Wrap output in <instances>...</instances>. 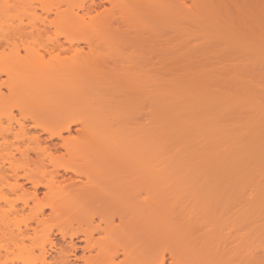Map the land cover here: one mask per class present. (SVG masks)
Segmentation results:
<instances>
[{"label":"bare ground","instance_id":"obj_1","mask_svg":"<svg viewBox=\"0 0 264 264\" xmlns=\"http://www.w3.org/2000/svg\"><path fill=\"white\" fill-rule=\"evenodd\" d=\"M170 1L0 0V78L7 77L0 84V194L5 189L14 197L9 199L4 194L1 199L0 264H14L7 262L13 252L23 250L34 255L35 249L36 260H28H34L32 264H164L165 255L170 264H264L263 246L249 250L251 243L245 242L242 233L231 230L218 235L224 226L229 229L228 225L237 222L239 226L233 231L246 229V234L264 238L263 197L256 195L257 201L254 194H249L254 192L249 189L254 184L249 177L256 173L251 169L257 168L264 174V68L260 74L255 72L256 77L250 76L252 66H247L254 55L264 57V0H173L178 5L173 9ZM187 2L190 4L186 5ZM170 20H175L179 27L199 26L201 32L208 29L213 37L211 40L207 35V41L211 40L208 47L220 50L213 49L216 54L210 50L213 56L186 51L172 53L170 58ZM261 58H257L261 63L255 61L258 66H264ZM208 67L213 70L207 74L204 70ZM200 68L206 74H201ZM196 69L200 72H193ZM245 71L251 73L249 79ZM259 76L262 84L257 80ZM199 89L207 92L204 99L209 96L215 110L221 111L227 105L242 111L241 104L248 100L249 108L244 109L250 111L251 100L257 103L253 109H260L258 113L251 109L255 114L253 125L251 118L243 122L251 124L256 136L247 140L242 137L247 130L243 123L241 128L237 125L242 119L237 111L234 113L238 120L230 121L239 131L217 129L212 134L218 136L216 146L211 144L218 155L215 163L221 167L216 168L213 163L208 167L224 169L230 164L225 162L231 161L227 168L231 166L232 178L238 166L250 169L251 173H243L251 179L250 185L247 179L238 180V184L233 180L234 187L240 185L243 189L247 184L249 190H241L240 197L236 190L207 188L193 196L200 215H170L171 193L166 186L170 187V179L165 173L163 178L169 183L164 185L165 179L157 177L156 169L158 163H163L160 155L167 154V148L163 147L165 153L158 155L161 148L157 141L159 137L169 141L171 133L190 134L193 126L203 124L206 117L200 114L203 100L199 104ZM193 93L197 98H193ZM203 109L207 111L206 107ZM222 114L220 121L217 117L221 125ZM3 120L7 126L3 127ZM26 123L45 138L30 135ZM223 133L228 137L222 138ZM255 137L261 147L247 142ZM220 140L227 146L220 144ZM165 159L170 163L169 157ZM167 163L161 164L162 171H166ZM205 165L202 167L207 168ZM263 182L261 187L258 183L256 192H262ZM223 183L226 184L224 179ZM25 184L32 191L25 189ZM182 184L187 186L189 182ZM161 186L167 188L166 195V189L160 191ZM39 188L45 190L41 200L36 193ZM246 190L250 191L248 195ZM255 202L260 204L259 209H253ZM236 205L248 209L239 211ZM46 209L50 210L49 221L58 218L67 226L56 227L64 246L58 247L54 241L56 234L48 225L40 237L35 232L39 227L45 228ZM25 212L30 224L23 222L22 229L16 219ZM170 216L174 222H170ZM95 220L97 224H93ZM170 234L188 249V245L192 247L188 258H183L177 246L173 247L176 250L159 247L158 241H169ZM78 236L83 237L79 241L85 244L80 248L81 257H77L79 248L73 243ZM246 241L251 242L247 238ZM85 252L89 255L85 256ZM120 256L123 260L117 263Z\"/></svg>","mask_w":264,"mask_h":264},{"label":"rangeland","instance_id":"obj_2","mask_svg":"<svg viewBox=\"0 0 264 264\" xmlns=\"http://www.w3.org/2000/svg\"><path fill=\"white\" fill-rule=\"evenodd\" d=\"M173 0H171L170 1V9L172 8H177L178 7V5L176 6L174 3H176L175 1H173ZM179 4V3H178ZM190 3L189 2H187L186 3V5H189ZM175 6V7H174ZM175 20H173V22H174ZM172 22V20H170V54L172 55V53L173 54H175V55H179L180 53H185L186 51H192L194 54H201V53H206V55H208V56H213L214 54H212L213 52H214V50L213 49H215V51H218V50H220V48H214V47H208L209 45H208V43L212 40V36L210 35V34H208V29H207V32L205 31V29L203 28V30H202V32L200 31L201 30V28L199 27V26H197L198 28H192V26H190V28H186V25H184L185 26V28H184V26L182 25V26H177L175 23H177L176 21L173 23ZM11 23H12V21H11ZM179 24V23H178ZM172 25H175V28H174V26H172ZM180 25V24H179ZM200 29V30H199ZM204 31V32H203ZM212 34V33H211ZM207 35H208V37H209V35H210V37L209 38H211V40H209V42L207 41ZM213 35V34H212ZM206 36V39L204 38ZM208 38V39H209ZM205 39V40H204ZM205 43H204V42ZM203 42V43H202ZM206 42H207V46H206ZM203 44H205V46L203 45ZM194 46H196L195 48L196 49H192V47H194ZM228 46H230V45H228V44H226V47H228ZM191 47V48H190ZM225 46H223V47H221V48H224ZM226 49V48H225ZM85 50V49H84ZM87 50V49H86ZM209 50V51H208ZM210 50H211V52L212 53H209L210 52ZM228 50V49H227ZM21 53H23L22 51H21ZM20 53V54H21ZM209 53V54H208ZM215 54H216V52H214ZM24 54V53H23ZM22 55V54H21ZM170 55V56H171ZM252 55H254V54H252ZM237 56H239V55H237ZM255 56V55H254ZM254 56H253V58L251 57V56H249L250 58H252L251 59V61H247L249 64H247V66H248V68H250L251 66L253 67H251L250 69L252 70V71H254V72H252L251 70V73L249 72H247V71H245L244 73H247L246 75H247V77H248V75H250V76H254L255 75V72H256V75L257 74H260V73H262L261 72V68H264V66H262V65H260V66H258L257 65V63H261V62H259L258 60H260V56L258 57L257 55L255 56V58H254ZM173 57V55L170 57V58H172ZM249 57H247V60H250V59H248ZM203 57H201L200 59H202ZM257 58H259L258 60H257ZM262 58H264V57H262ZM261 58V59H262ZM255 59V60H254ZM182 61V60H181ZM255 61H257V63L255 62ZM261 61V60H260ZM171 62V61H170ZM178 62V61H177ZM246 62V63H247ZM182 63H183V61H182ZM181 63V65H183ZM253 63H255V64H253ZM262 63H264V59H263V62ZM184 65H185V63H184ZM264 65V64H263ZM172 67L174 66L175 67V65H171ZM255 66V67H254ZM262 66V67H261ZM177 67V66H176ZM213 67V66H212ZM212 67H211V70H213L212 69ZM258 67V68H257ZM260 67V68H259ZM178 68V67H177ZM177 68H175V69H177ZM205 68V67H204ZM255 68V69H254ZM203 68H200V70H201V72H200V70L199 69H196V70H193V72H200L201 74H208L209 73V71H211L210 70V68L208 67V68H206L204 71H206V73L202 70ZM170 70H171V68H170ZM260 70V72L259 73H257L258 71ZM262 71H264V70H262ZM203 72V73H202ZM243 72V71H242ZM213 73H216V71L215 72H213ZM218 74V73H217ZM255 75V76H256ZM244 76V75H243ZM249 76V77H250ZM249 77H248V79H249ZM257 77V76H256ZM256 77H254L253 78V80L255 81L256 80ZM7 78V77H6ZM5 76H1V78H0V84H2V82H3V80L4 81H6L5 79ZM244 78H246V76H244ZM259 78H262V76L260 77H258L257 78V80L259 79ZM245 80V79H244ZM252 80V81H253ZM260 80V79H259ZM258 80V81H259ZM2 81V82H1ZM246 81V80H245ZM252 81H250V83L252 82ZM257 81V82H258ZM247 82V81H246ZM4 83V82H3ZM256 83V82H255ZM254 83V84H255ZM259 83L260 84H262V81H259ZM253 84V85H254ZM252 85V84H251ZM256 85V84H255ZM254 85V86H255ZM202 88V87H201ZM1 92H4V93H2V94H6L7 95V92H6V90H5V88H1ZM200 90V89H199ZM199 90H197V91H199ZM203 89H201L200 91H202ZM196 91V92H197ZM199 91V92H200ZM204 91V90H203ZM202 91V95L199 93V92H197V94H199V96L198 95H196V93H193V95L195 94V96H193V98L195 99V98H197L196 96H198V102L200 101V100H203L201 103V108L199 109L200 110V114L202 113V115L204 116L205 115V119L206 120H202V122H203V124L202 123H200L197 127H194L193 126V128L192 129H194V131H192L191 130V132L192 133H186V134H184V135H182V134H170V139H169V141H166V140H164L163 141V139H162V137L159 139L158 138V141L157 142H159V143H161L162 145H160L159 143H158V145L160 146V148L161 149H158V155L160 154V152L163 154V153H165V152H167V154L165 153V155L163 154V155H160V156H163V163H158V164H160V165H158L157 166V172L159 173L158 175H157V177H159L160 179L162 178V180H164L165 179V177L163 178V176H166V177H168V180H169V182H170V187L168 186V185H166L169 189L168 190H170L168 193L170 194L171 193V195L169 196L170 197V215H178V214H194V215H200L201 214V212H200V208L197 206V203H196V201L193 199V196L195 197L196 195L198 196V195H200L201 193H204L202 190H204V189H207V188H215L214 186H216V188H222V189H229V190H236L237 191V194L236 195H239L240 196V194L239 193H241V190H245V187H247V184L246 185H244L245 187L243 188V189H241V187H239L238 185L236 186V187H234V182H233V180L234 181H236L235 182V184H238V180L239 181H243L242 179H247L245 182L246 183H248L249 182V184L248 185H250V181H251V179H249V178H252L253 180L252 181H254V184H251L250 186H252V187H250L249 189H253L254 190V192L253 193H249V194H254V196H252V197H254V199H257V197H256V195H258L259 196V198L261 197H263V199H262V201L264 200V186H262V192H261V190L259 189V192H261V194L259 193V192H256V191H258V188H256V187H258L259 185V187H261V182L264 180V174L262 173V172H258L257 171V168L256 169H251L252 170V172L253 171H255L256 170V173H254L253 172V174H251V177H247L248 175H243V173H249L250 172V169H246V168H243V167H241V166H238V171L237 172H235V176H233L234 178H232V173H231V170L229 169V168H231V166L229 167V168H227L230 164H231V161L230 162H225V163H230V164H228V166H225V168L223 169V168H221L222 169V171H221V169H213L214 168V166H211V168H209L210 166H209V164H211V163H213V164H215V167L216 168H219V167H221V166H217V163H215V159L214 158H216L218 155H216L217 153H216V151H215V146H216V140L218 139L216 136H213L212 134H213V132L215 131V132H222L223 130L225 131V130H227V129H229V131H231L232 132V129L234 128V130L236 131V130H238V126H240V124L242 125V127H243V122H246V121H248L250 118H251V120L252 119H254L253 120V122H250L252 125L254 124V121H255V114H254V112H252V110L251 109H253V106H255L256 107V104L257 103H255L253 100H251L252 102L251 103H253V104H249V105H251L252 107L250 108V111H249V109H247V108H249V107H247L248 106V104H246V103H249V101L250 100H248V102H246V103H244V105H242L241 104V106H246L245 107V109H247L246 111H245V109L242 107L241 109H242V111L241 110H238V108H236V107H232V108H230V106H227L226 105V109H224V107L222 108V110L221 111H224V112H222V113H220L221 111H220V109L219 110H215L216 109V107L214 106L215 104H213L212 102H210V99H209V96H207V98H205L204 99V96L206 97V95L204 94V93H207V92H203ZM209 93V92H208ZM1 94V95H2ZM5 95V96H6ZM171 95V94H170ZM207 95H210V94H207ZM2 97H4V96H2ZM174 97V95H172V98ZM183 98H186V99H188L187 98V96H184ZM202 98V99H201ZM210 98H211V95H210ZM179 99V98H178ZM181 99V98H180ZM209 100V102H207L208 100ZM173 100V99H172ZM172 100H170L171 102H172ZM175 100H177V98H175ZM175 100H173L174 102H175ZM185 100V99H184ZM197 100L195 101L194 100V103H197L198 104V102H197ZM244 100H246L247 101V99H245L244 98ZM204 101H205V104L203 105V103H204ZM212 101V100H211ZM170 102V103H171ZM174 102H172V103H174ZM200 102H199V104H200ZM242 102H245V101H242ZM255 103V104H254ZM196 104V105H197ZM246 104V105H245ZM171 105V104H170ZM229 105V104H228ZM199 106V105H198ZM264 106V105H263ZM203 107L205 108L206 107V109L205 110H207V111H204V109H203ZM211 107V108H210ZM254 107V108H255ZM258 107V106H257ZM210 109V111H209V109ZM228 108V109H227ZM234 108H236L235 110H234ZM203 109V110H202ZM232 109V110H231ZM255 109H257V108H255ZM255 109H253V110H255ZM263 109H264V107H263ZM199 110H198V112H199ZM231 110V111H230ZM258 110H260L259 108L257 109V111L255 110V112L256 113H258ZM215 113H214V112ZM218 111V112H217ZM234 111L236 112L237 111V114L239 115L238 117H240V116H242V119H240L239 118V122H241V123H238L237 125L236 124H233L234 122H232L233 120H236L237 118H236V113H234ZM170 112H172V111H170ZM205 112V113H204ZM209 112V113H208ZM240 112V113H239ZM243 112V114L241 115V113ZM14 113V115H16L17 116V112H13ZM185 113V112H184ZM207 113V114H206ZM210 113H214L213 115L212 114H210ZM186 114H187V112H186ZM218 115V116H216V115ZM220 114H222L221 116H222V119L221 120H223L222 121V125L219 123V121H220V118L221 117H219L220 116ZM257 115V114H256ZM0 116H2L1 114H0ZM202 116V117H203ZM232 116V117H231ZM254 116V117H253ZM259 116V115H258ZM212 117V118H211ZM217 117H219V121H218V118ZM225 119H224V118ZM17 118H18V116H17ZM215 118V119H214ZM233 118H236V119H233ZM258 118V117H257ZM256 118V119H257ZM4 119V118H3ZM207 119H208V121H207ZM211 119V120H210ZM217 119V120H216ZM227 119V120H226ZM210 120V121H209ZM214 120V121H213ZM229 120V121H228ZM230 120H232V121H230ZM238 120V119H237ZM240 120H242V121H240ZM250 120V121H251ZM207 121V122H206ZM215 121H216V123H215ZM3 122H4V124H3ZM3 122H2V125H3V127H4V125L5 126H7V122L6 121H4L3 120ZM217 122H218V124L219 125H217L218 127H216V124H217ZM225 122V123H224ZM227 122V123H226ZM249 122V121H248ZM207 123V124H206ZM213 123V124H212ZM236 123V122H235ZM243 123V124H242ZM256 123V122H255ZM198 124V123H197ZM212 124V125H211ZM215 124V125H214ZM251 124H249L248 125V123L246 124H244V126L245 127H243V129H246L247 131H246V134H245V132H243L244 134L242 135V137L243 138H245L246 137V140H247V137H254V133L253 132H255L253 129V127L251 126ZM29 125V126H28ZM204 125V126H203ZM206 125V126H205ZM229 127H228V126ZM247 125L249 126V127H247ZM25 126H26V129L27 130H31V131H29V134L30 135H37L38 134V136L40 137V140H42V139H44L45 138V135H43V134H41L39 131H34L33 129H31L30 128V124L28 123H26L25 124ZM204 128H202V127ZM215 126V127H214ZM227 126V128H225ZM234 126H237L236 127V129H235V127ZM29 129H28V128ZM220 127V128H219ZM224 127V128H223ZM250 127H252V128H250ZM197 128V129H196ZM212 128V129H211ZM232 128V129H231ZM240 128H241V126H240ZM74 129V128H73ZM201 129V130H200ZM217 129H218V131H217ZM220 129L222 130V131H220ZM75 130V129H74ZM201 132H200V131ZM73 131V130H72ZM239 131V130H238ZM35 132H37V133H35ZM207 132H210V133H207ZM212 132V133H211ZM225 132H228V130L227 131H225ZM240 132H241V130H240ZM241 132V133H242ZM236 133L237 132H235L234 133V135H236ZM239 133V132H238ZM75 134V132L73 131L72 132V135H74ZM193 134V135H192ZM210 134V135H209ZM222 135V134H221ZM220 135V136H221ZM225 135H226V133L224 134L223 133V136H222V138L223 137H225ZM233 135V136H234ZM179 136V137H178ZM211 136V137H210ZM213 136V137H212ZM245 136V137H244ZM256 136V135H255ZM176 137H177V139H176ZM228 137V135H226V138ZM230 137V136H229ZM232 137V136H231ZM179 138V139H178ZM217 138V139H216ZM225 138V139H226ZM243 138H241V139H243ZM7 139L9 140V142L12 140L11 139V136H8L7 137ZM212 139H213V141H212ZM240 139V140H241ZM250 141H247L248 143H254V146L255 147H261L262 146V143L261 142H257L258 140H257V137H255V139H251V138H248ZM162 140V142H160V141ZM222 140H224V139H222ZM228 140H229V138H228ZM211 141V142H210ZM227 140H225V142H226ZM244 141V140H243ZM243 141H241V143L240 144H238V147H240V145L242 144V142ZM54 142H56V141H54ZM164 142H167V144L166 143H164ZM229 142V141H228ZM165 145H164V144ZM211 143H213V144H215V146L213 145V144H211ZM220 144H222V141L220 140ZM226 144V143H225ZM225 144H222V145H225ZM229 144V143H228ZM244 144V143H243ZM246 144V143H245ZM157 145V146H158ZM232 145V144H231ZM230 145V146H231ZM226 146H227V144H226ZM249 146H251L250 144H249ZM167 148V151L165 150V152H164V148ZM214 147V148H213ZM228 147H229V145H228ZM254 147V148H255ZM257 147V148H258ZM163 148V149H162ZM252 148H253V146H252ZM9 150H11V149H9ZM8 150V151H9ZM159 150H162V151H159ZM12 151V150H11ZM215 151V152H214ZM160 156H158V159H159V157ZM167 156V158L169 157V159H170V163H167L169 160H167V159H165L166 161H164V157H166ZM161 158V157H160ZM247 158V157H246ZM66 160V159H65ZM158 162H161V159L158 161ZM219 162V161H218ZM235 162V161H234ZM243 162V161H242ZM244 162H246V161H244ZM167 163V169H166V171L169 169L168 167H170V169L166 172V171H162L163 169V167H162V165L161 164H166ZM236 163H238V161L236 162ZM168 164H170V166L168 165ZM194 164V165H193ZM202 164H203V166H206L205 164H207V168H205V167H202ZM220 164V163H219ZM222 164H223V161H222ZM193 165V166H192ZM5 166L7 167V164H5ZM209 166V167H208ZM194 167V168H193ZM213 167V168H212ZM164 168H165V165H164ZM191 170H190V169ZM229 169V170H228ZM242 169H246V171H242ZM225 170V171H224ZM229 171V172H227V171ZM239 170H241L242 172H239ZM247 170H249V171H247ZM162 171V172H161ZM164 172V173H163ZM168 172H169V175H168ZM225 172H227V173H225ZM232 172H233V170H232ZM165 173H167L166 175H165ZM237 173H240V175H238ZM251 173V172H250ZM257 173H260L262 176H260L259 174H257ZM237 174V175H236ZM255 174H257V175H255ZM230 175V176H229ZM252 175H255V176H253L252 177ZM228 176V177H227ZM238 176V177H237ZM258 176H260V178L258 177ZM236 177V178H235ZM241 177V178H240ZM245 177V178H244ZM258 177V178H257ZM262 177V178H261ZM226 178V179H225ZM256 179V182H255V179ZM182 179H184V180H182ZM223 179H224V181H225V183H226V180L228 179V181H227V183L226 184H222V182H223ZM236 179V180H235ZM241 179V180H240ZM248 179L250 180V181H248ZM260 179V180H259ZM261 179H262V181H261ZM166 180L167 179H165L164 181L166 182ZM187 180V181H186ZM189 180V181H188ZM193 180V181H192ZM220 180L222 181L221 183H218V182H220ZM232 180V181H231ZM258 180H259V182H258ZM9 181H12V180H10L9 179ZM185 181V182H184ZM195 181V182H194ZM199 181V182H198ZM202 181V182H201ZM230 181V182H229ZM20 182H22L21 180H20ZM168 182V181H167ZM167 182L166 183H164V185L165 184H167ZM168 182V183H169ZM177 182V183H176ZM178 182H179V184H178ZM180 182H181V184H180ZM189 182V185H187V183ZM193 182H194V184H193ZM207 182V183H206ZM217 182V183H216ZM232 182V184H229V186L231 187H229L228 186V183H231ZM244 182V181H243ZM243 182H239V183H243ZM259 183V185H258V183ZM182 183H185L187 186H185L184 184H182ZM191 183V184H190ZM199 183V184H198ZM201 183H202V185H201ZM214 183V184H213ZM252 183V182H251ZM264 183V182H263ZM262 183V184H263ZM209 184V185H208ZM198 185V186H197ZM221 185V186H220ZM224 185V186H223ZM233 185V186H232ZM242 185V184H241ZM258 185V186H257ZM25 186V189H27L28 191H32V189L30 188V185L29 184H25L24 185ZM188 186H190V187H188ZM194 186H196V187H194ZM210 186V187H209ZM182 187V188H181ZM224 187V188H223ZM238 187V188H237ZM249 187V186H248ZM248 187L246 188V189H248ZM256 189H255V188ZM201 188V189H200ZM203 188V189H202ZM163 189H166L165 191L163 190ZM181 189V190H180ZM221 189V190H222ZM224 189V190H225ZM248 189V190H249ZM161 190H163L164 191V193L167 191V188L166 187H162L161 186V188H160V191ZM180 190V191H179ZM240 192H239V191ZM253 190H251V192L253 191ZM163 191H161V192H163ZM174 192V191H176L174 194H172V192ZM181 191H183V192H181ZM198 191V192H197ZM201 191V192H200ZM228 191V190H227ZM160 192V193H161ZM247 192H250V191H245V193L247 194ZM255 192H256V194H255ZM1 193V192H0ZM37 197H38V199H40L41 200V198H43V195H44V193H45V190L44 189H42V188H39L38 190H37ZM183 195H182V194ZM2 194L4 195H6V197H10L9 199H11V198H14L13 197V195H11V194H9L5 189H4V192H2ZM2 194H0V206H3V204H2V201L3 200H1L2 198H4L5 197V195L3 196V197H1L2 196ZM162 194V193H161ZM167 193H165V195H166ZM176 194H178V196H176ZM181 194V195H180ZM185 194V195H184ZM243 194H244V192H243ZM245 194V195H246ZM174 195V196H173ZM179 195H180V198H177V197H179ZM248 195V194H247ZM251 195H250V197H251ZM173 196V197H172ZM191 196V197H190ZM168 197V198H169ZM175 197V198H174ZM237 197V196H236ZM240 197H242V194H241V196ZM246 197V196H245ZM248 197V196H247ZM7 198V199H8ZM188 198V199H187ZM190 198H192V199H190ZM173 199H174V201H173ZM177 201H176V200ZM180 199V200H179ZM253 199V198H252ZM173 201V202H172ZM255 201V200H254ZM257 201H258V199H257ZM177 202V203H176ZM179 202V203H178ZM193 202V203H192ZM196 204H195V203ZM259 202H261L260 200H259ZM174 203H176L175 205H174ZM188 204V205H187ZM194 204V205H193ZM253 204V206H255V207H253V209H259L258 208V206H257V204H256V202L255 203H252ZM252 204H251V207H252ZM262 204V203H261ZM173 205V206H172ZM178 205V206H177ZM190 205V206H189ZM191 205H192V207H191ZM258 205H260V204H258ZM263 206H264V203L262 204ZM245 208H247L246 206H244ZM259 207H262V206H259ZM190 208H191V211H189L190 210ZM198 208V209H197ZM236 208H239L240 210L239 211H243V210H247V209H245V208H243V209H241L242 207H240V206H237L236 205ZM181 209V210H180ZM172 210V211H171ZM174 210H175V212H174ZM27 212V211H26ZM25 212V214H22V216H23V218H24V220H23V218H22V216H17V218L18 219H16L17 220V222L19 221L20 222V228H24V226H23V224L24 223H27V224H30V221L28 222L27 220H26V218H27V213ZM189 212V213H188ZM191 212V213H190ZM197 212V213H196ZM200 213V214H199ZM31 213L29 212V215H30ZM49 214H50V210H44V212H43V216H44V219H46L45 221L47 222L46 224H44L43 225V227H45V228H42V227H39V228H37V231L35 230V232H37V234L39 235V237H40V235L44 232V231H47L48 229H46V225H48V227L47 228H49V229H51L52 230V232L54 231V233L56 234V231H57V229H56V227H62L63 229L64 228H66V227H64L65 225L63 224V222H64V220L63 221H60L58 218L57 219H53V220H50L49 221V219H48V217H49ZM203 216V215H202ZM26 217V218H25ZM172 217H174V216H172ZM175 217H177V216H175ZM184 217H186V215L184 216ZM189 217V216H188ZM190 217H192V216H190ZM189 217V218H190ZM194 217V216H193ZM198 217V216H197ZM196 217V218H197ZM200 217V216H199ZM198 217V218H199ZM29 218V217H28ZM172 218H171V216H170V222H174V220H171ZM173 219H175V218H173ZM24 222V223H23ZM239 222V221H238ZM98 222H97V220H95L94 221V223L93 224H97ZM236 223V224H235ZM116 224H117V221H116ZM171 225V224H170ZM225 225H227V224H225ZM231 225H235V227H233V226H231ZM238 224H237V222H233L232 224H230V225H228L230 228L228 229V228H226L225 229V226L223 227L224 228V230H223V232H222V234H219L218 233V235H222L223 236V234H225V233H227L226 231H232L233 233L235 232V234H241L242 233V235H243V237H244V240H245V242H247V244H250V249L249 250H251V249H254V248H257V247H262L263 249H264V238H259V237H256L255 235H248V233L246 234V229L245 230H238V232H236L237 231V229H235V231H233L234 230V228H236V226H237ZM30 226H33V227H35V225L34 224H32L31 223V225ZM239 226V225H238ZM73 227L75 228V229H77L78 228V226L76 225V224H74L73 225ZM22 228V229H23ZM62 228H60V229H62ZM46 229V230H45ZM233 229V230H232ZM241 229V228H240ZM170 230H173V229H171L170 228ZM219 230V229H218ZM221 230V229H220ZM42 231V232H41ZM222 231V230H221ZM230 231V232H231ZM245 231V232H244ZM40 234H39V233ZM173 231H171L170 233H172ZM240 232V233H239ZM37 235V236H38ZM247 235V236H246ZM251 237V238H248V237ZM94 238H96L97 237V235H94L93 236ZM170 239H169V241L167 240V239H163V240H160V241H158V243H159V247H168V248H170V250H172L171 248H173L174 246L176 247L177 246V248H178V251H179V253H180V251L182 250V253H183V256H185V257H183V258H188L189 256L188 255H190V252L192 251V247L190 246V245H188L189 246V249H188V247H187V245L186 244H184L183 242L182 243H180L179 242V240L178 239H176V237L173 235L172 236V234H170ZM83 237L82 236H78V238H76V239H73V243L79 248V250L77 251V257H81L82 256V250L80 249L81 247H83L85 244H84V242H81V241H79L80 239H82ZM98 238V237H97ZM246 238H247V240L249 239V241H251V242H248V241H246ZM256 238V239H255ZM258 238L260 239V240H258ZM40 239V238H39ZM38 239V241H41V240H39ZM175 240V242H174V240ZM262 239V240H261ZM254 240L256 241V242H254ZM56 243H58L59 245H58V247L59 246H64V244H63V242L62 241H60V237H59V235L58 234H56V236H55V240H54ZM69 240L68 239H66V243L68 242ZM171 241H173V242H171ZM262 242H263V244H262ZM160 243L162 244H164L163 246L161 245L160 246ZM257 243V244H256ZM253 244V245H252ZM262 244V245H261ZM261 245V246H260ZM249 246V245H248ZM252 246V247H251ZM253 246H254V248H253ZM257 246V247H256ZM182 249H181V248ZM183 248H185V249H183ZM175 248H173V250H174ZM187 249V250H186ZM176 250V249H175ZM27 251V250H26ZM187 251V252H186ZM189 251V252H188ZM30 251H27V252H23V250H22V252L21 251H19V253L18 252H16V253H14L13 252V254L12 255H9V260L7 261L8 263L9 262H13L14 264H25V262H26V264L27 263H30L29 261V259L31 258H33V259H35L36 260V255L38 256V252H37V250L35 249L34 251H33V253H34V255L32 254V252H30ZM189 253V254H188ZM84 255L85 256H88L89 255V253L88 252H85L84 253ZM182 255V254H181ZM31 256H33V257H31ZM186 256H188V257H186ZM181 257V256H180ZM3 261H5L4 259H2ZM10 260H12V261H10ZM29 260V261H28ZM50 260V258H47V261H49ZM123 260V258H122V256H120L118 259H116V262L117 263H119V262H121ZM119 261V262H118ZM32 263H34V260L33 261H31V263L30 264H32ZM38 264V263H37ZM80 264V263H79ZM164 264H170V258H169V256L168 255H165V262H164Z\"/></svg>","mask_w":264,"mask_h":264}]
</instances>
